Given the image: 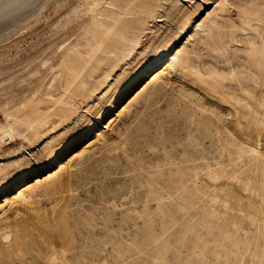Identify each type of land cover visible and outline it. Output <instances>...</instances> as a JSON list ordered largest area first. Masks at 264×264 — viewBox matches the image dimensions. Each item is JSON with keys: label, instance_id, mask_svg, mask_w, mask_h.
<instances>
[{"label": "rangeland", "instance_id": "obj_1", "mask_svg": "<svg viewBox=\"0 0 264 264\" xmlns=\"http://www.w3.org/2000/svg\"><path fill=\"white\" fill-rule=\"evenodd\" d=\"M110 2L0 42V264H264V0Z\"/></svg>", "mask_w": 264, "mask_h": 264}, {"label": "bare ground", "instance_id": "obj_2", "mask_svg": "<svg viewBox=\"0 0 264 264\" xmlns=\"http://www.w3.org/2000/svg\"><path fill=\"white\" fill-rule=\"evenodd\" d=\"M165 1L167 0H157L156 3H154L152 0H114V2H110V4L112 6L113 5L119 6L120 8L129 12L133 10H137L141 14H147L150 15L152 19H156L157 17H161L159 8L164 6ZM97 4H98V0H94L88 3L87 5L88 8H93V6ZM100 14H102V18L97 23L98 31L96 33V41L95 44L92 46L91 51H89V53H90V59L99 56L98 54L101 51H107L108 54H110V56L106 60L109 69L105 73L106 79H109V77L111 76V71H113L121 62L123 63V61L131 57L134 51H136V48L141 43L142 38H139V36L133 31L134 27L129 24L127 25L124 22V20L119 22L118 19L113 14L109 15L108 13L105 12H101ZM136 25L140 26L141 30L145 33L147 29H149V27H146L143 23H140V21H137ZM173 57H176V54H170L166 58V62L172 64ZM67 60H66L67 62L66 67L67 70L69 71L68 77L69 79H71L67 85L68 88L73 83V81L78 77L79 73L84 70L88 60L84 61L83 64H79V65L74 62V59L73 62L69 61V59ZM161 60L162 59L160 58L152 61V63H150L151 67H155L156 65H154V63H159L161 62ZM98 70L99 69L96 70L95 68L93 70V75L89 76L90 78L88 79L87 83L93 84L91 90H96L100 88L101 84L98 83V81L95 79L94 76ZM65 103H67V101H65ZM55 115L58 114L54 113V116ZM44 122L46 123V125H48L47 123L51 122V120L48 119L45 120ZM29 123L31 122L29 121Z\"/></svg>", "mask_w": 264, "mask_h": 264}, {"label": "water", "instance_id": "obj_3", "mask_svg": "<svg viewBox=\"0 0 264 264\" xmlns=\"http://www.w3.org/2000/svg\"><path fill=\"white\" fill-rule=\"evenodd\" d=\"M94 0H0V42Z\"/></svg>", "mask_w": 264, "mask_h": 264}]
</instances>
